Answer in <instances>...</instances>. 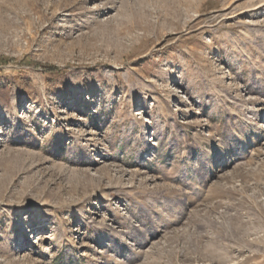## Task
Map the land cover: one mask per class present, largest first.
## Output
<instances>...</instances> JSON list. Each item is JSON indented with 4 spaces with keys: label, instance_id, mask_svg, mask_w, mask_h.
I'll use <instances>...</instances> for the list:
<instances>
[{
    "label": "rangeland",
    "instance_id": "obj_1",
    "mask_svg": "<svg viewBox=\"0 0 264 264\" xmlns=\"http://www.w3.org/2000/svg\"><path fill=\"white\" fill-rule=\"evenodd\" d=\"M0 264H264V0H0Z\"/></svg>",
    "mask_w": 264,
    "mask_h": 264
},
{
    "label": "trees",
    "instance_id": "obj_2",
    "mask_svg": "<svg viewBox=\"0 0 264 264\" xmlns=\"http://www.w3.org/2000/svg\"><path fill=\"white\" fill-rule=\"evenodd\" d=\"M12 59L11 58H7V61H11ZM33 66H40V67H43L45 68L46 70H58V67L54 66V65H46V64H42V63H39L37 61H34L33 63Z\"/></svg>",
    "mask_w": 264,
    "mask_h": 264
},
{
    "label": "bare ground",
    "instance_id": "obj_3",
    "mask_svg": "<svg viewBox=\"0 0 264 264\" xmlns=\"http://www.w3.org/2000/svg\"><path fill=\"white\" fill-rule=\"evenodd\" d=\"M43 237H44V236H40V235H38V236H37V239H38V240H41ZM37 239H36V240H37Z\"/></svg>",
    "mask_w": 264,
    "mask_h": 264
}]
</instances>
